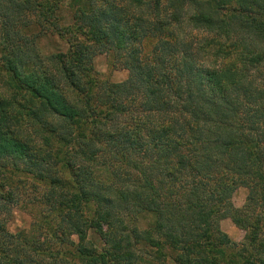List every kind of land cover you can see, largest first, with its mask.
<instances>
[{
  "label": "trees",
  "instance_id": "16d2710c",
  "mask_svg": "<svg viewBox=\"0 0 264 264\" xmlns=\"http://www.w3.org/2000/svg\"><path fill=\"white\" fill-rule=\"evenodd\" d=\"M0 264H264V0H0Z\"/></svg>",
  "mask_w": 264,
  "mask_h": 264
},
{
  "label": "rangeland",
  "instance_id": "374dc122",
  "mask_svg": "<svg viewBox=\"0 0 264 264\" xmlns=\"http://www.w3.org/2000/svg\"><path fill=\"white\" fill-rule=\"evenodd\" d=\"M29 35V33H27ZM42 47L46 52L55 51L57 48L65 50L67 48L64 41L57 36H47L40 40ZM149 48V47H148ZM96 69L101 76L114 82L126 80L128 71L122 68L115 67L112 64L111 58L107 54H99L95 58ZM248 190L245 186L238 187L233 195V203L236 207H242L245 204ZM32 208L26 206H15L12 211V216L8 220V229L12 232H18L23 229H29L32 224V216L30 211ZM223 232L235 241L240 242L244 238V231L237 227L230 218H225L220 223ZM91 238L99 244V238L91 233ZM101 245V242H100Z\"/></svg>",
  "mask_w": 264,
  "mask_h": 264
}]
</instances>
